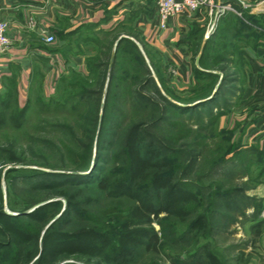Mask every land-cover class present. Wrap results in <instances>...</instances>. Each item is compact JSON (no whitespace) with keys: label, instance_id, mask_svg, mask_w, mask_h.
<instances>
[{"label":"rangeland","instance_id":"obj_1","mask_svg":"<svg viewBox=\"0 0 264 264\" xmlns=\"http://www.w3.org/2000/svg\"><path fill=\"white\" fill-rule=\"evenodd\" d=\"M104 42L109 45L87 60V72L70 71L59 81L56 92L51 96L44 97L35 93L20 128L12 122L0 127V209L14 215L15 221H20L32 232L39 233L35 247L37 252L41 251L47 227L65 210L68 200L75 205L71 213L74 221L69 226L62 222L56 227L62 234L71 233V236H64L65 239L75 238L78 231L115 229L121 233H110L107 236L113 242L114 239H121L122 234L135 229L130 225L126 227L125 224H120L114 218L117 213L103 219L97 216L99 220L91 221L77 217L76 211L80 213L82 210L91 209L97 215L99 210L97 201L88 199L97 198L99 195L90 190H80L83 185L72 188L73 184L63 183L53 189L40 187L39 184L43 179L62 181V178L46 173H72L77 169L78 163L88 155L90 144L93 145L92 158L95 157L100 123L97 122L94 112L98 104L99 117L102 115L111 66L106 68L100 65L108 62V58L111 63L115 52L114 48L110 51V39ZM123 47L115 81L121 87L113 88L108 99V122L110 129H114L109 138L122 140L133 123H144V129L149 135L158 139L168 149V154L172 155L175 161L174 178L192 189L200 202L192 204L190 208L195 211L186 222L165 221L169 238H173L166 239L165 246L158 253H142V256L123 259L120 264H171L173 259L180 256L208 258V254L215 264H264V243L256 238L254 224L264 218V163L257 161L260 156L258 151L240 143H231L229 134L223 132L220 126L221 120L210 125L211 116L237 107L239 99L218 94L212 103L198 107L194 114L190 115L188 111L175 117L166 112L165 101L159 93L154 92L153 86L143 84L145 80L151 76L166 98L190 106L195 105L192 97L199 92L201 94L206 85L200 90L196 89L191 95L187 94L191 97L181 98L165 77V68L160 66L156 52L151 49L140 52L147 66L145 68L133 46ZM215 49L216 47L210 51L211 57L222 53L221 46L219 51ZM231 53L234 58L239 55L236 51ZM209 57L210 55L207 60L200 61V67L210 68L212 64H217ZM233 61L235 60L225 58L219 67L214 68L220 71L222 87L228 85V89H233V84L227 83L241 72L240 68L233 67ZM146 69L150 75H146ZM214 80L217 81L218 78L215 77ZM101 81L104 84L103 89L98 92ZM141 95L151 100L144 101ZM185 128H190L191 131L187 136L179 138L177 133ZM93 130L96 135L91 143L90 132ZM199 143L203 145L199 146ZM104 153L107 157L111 156L109 151ZM198 153L199 159L196 157ZM190 164L191 167L183 171V167ZM102 165L105 167L104 163ZM234 194L238 195L233 196ZM228 197L233 200L230 208L224 204ZM55 202L60 204L56 205ZM58 209L61 211L53 218H47L48 221L44 218L54 215ZM120 209L122 213L127 211L126 207ZM36 210H42L39 211L40 217L44 216L41 220L19 218L20 215ZM165 216L166 213H162L160 218ZM196 219L202 221L194 226ZM153 225L156 230H161L162 225L158 220ZM184 234L187 237L184 242H180L179 238ZM7 239V235L0 232V242H6ZM51 240L56 241L54 237H49V241ZM93 248L97 249V246ZM76 250L73 255L63 257L53 264H106L107 259L103 255H100L102 258L95 256L90 259L88 255L82 256V252ZM6 254L9 252L3 251V255ZM56 257L54 254L53 259Z\"/></svg>","mask_w":264,"mask_h":264},{"label":"crops","instance_id":"obj_2","mask_svg":"<svg viewBox=\"0 0 264 264\" xmlns=\"http://www.w3.org/2000/svg\"><path fill=\"white\" fill-rule=\"evenodd\" d=\"M215 2L236 11L216 19L204 7L173 16L162 28L156 0H0V20L9 24L12 40L10 49L0 52V95L14 87L21 106L35 93L53 95L70 71L87 72V60L109 45L106 39L113 52L121 38L131 40L140 52H156L181 98L203 85L205 90L192 99L209 93L208 99L216 97L223 81L214 68L225 58L234 59L233 67L241 72L227 83L233 89L225 85L219 95L240 103L223 114L220 126L231 143L258 151L257 161L264 163V0ZM212 25L215 30L209 32ZM43 31L54 34L56 41L47 43ZM219 46L222 53L211 57L210 51H219ZM233 51L239 54L235 58ZM209 55L217 64L200 67ZM254 224L256 238L264 243V218Z\"/></svg>","mask_w":264,"mask_h":264},{"label":"trees","instance_id":"obj_3","mask_svg":"<svg viewBox=\"0 0 264 264\" xmlns=\"http://www.w3.org/2000/svg\"><path fill=\"white\" fill-rule=\"evenodd\" d=\"M128 45L134 47V50L139 54L138 56L143 66H146L138 47L127 38L118 40L111 63L109 58L108 62L101 63L102 65L100 66H105L106 68L109 65L111 66L108 78L109 84L104 105L102 106V115L99 117L100 107L98 104L97 110L94 112L97 122L99 121L100 123L96 138L95 157L92 158L93 145L90 144L88 155L85 156L83 161L78 163L77 169L72 173H46L62 178V181H59V179H43L39 184L40 187L53 189H57L58 185L63 183L73 184L72 188L77 185H83V188H80V190H90L99 195L97 198H88L89 201H97L99 210L97 211V215L91 209V211L82 210L80 213L76 211L77 217L91 221L95 219L99 220L98 217L103 219L113 213H117L114 218L120 224H125L126 227L130 225L135 229H131L127 234H122L121 239H114L115 241L113 242L107 236L110 233L114 235L121 233L115 229L107 231H78L80 235L77 234L73 239H65L63 237L71 236V233L63 232L62 234L59 230H56V227L58 223L63 222L65 226H69L74 221V217L71 218V213L75 205L72 201L68 200L65 210L47 227L42 239L41 251L37 252L35 247L38 244L39 233L32 232L20 221H15L14 215L0 209V232L2 234L5 233L8 237L6 242H0V264H29L35 257L36 260L32 264H53L63 259V257L73 255L76 249H78L76 251L82 252V256L88 255L90 259L95 256L102 258L100 255H103L107 259V261L105 260L106 264H120L123 259L127 260L130 257H137L138 255L142 256V253H158L165 246L166 239L173 238L172 232V237L169 238V231L167 230L165 221L180 220L181 222H186L193 211H195L190 207L192 204L200 202L198 195L192 189L187 188L181 181H177L174 178L175 161L172 155L168 154L170 152H168V149L162 143L157 141L158 139L149 135L144 129V123L140 121L133 123L122 140L116 141L109 138L114 130L110 129L111 125L108 122L109 94L113 88L117 87L118 89L121 87L120 84L116 85L115 83L117 81L118 59L122 48H124L123 46ZM145 73L146 75H150L147 69ZM143 84H151L153 86L154 92L159 93L165 101L166 112L175 117H180L188 111L190 112L188 114L192 115L198 107L206 106L216 98L213 96L208 99L211 95L209 93L204 97L193 99L192 103L195 105H181L166 98L151 76ZM103 85V81H101L98 92L102 91ZM221 87L222 83L218 87L216 96L219 94ZM13 88L7 94L0 95V127L8 122H12L16 127L20 128L26 118L31 99H28L24 106L19 105L16 97L17 94ZM140 97L144 101L151 100L143 95ZM149 103L154 104L151 101ZM91 113L93 114V111ZM223 114V112H218L211 116L210 125H214L220 120ZM93 131L92 133L90 132L91 143H93L96 135L95 131ZM190 131V128H185L177 134L181 138L187 136ZM202 145L203 143H199V146ZM105 151H109L108 154L110 155L111 153V156L107 157L108 155H105ZM196 157L199 159V153ZM103 163L105 167H103ZM189 167H191V164L185 165L183 171H187ZM236 195L238 194H234L233 196ZM104 202L106 203L103 204ZM55 203L56 205L60 204V202ZM224 204L227 208H230L233 204L232 198L228 197L224 201ZM120 207H126L127 211L122 213ZM39 211L42 210L20 215L19 218L41 220L44 216L40 217ZM60 211L58 209L54 215L44 218H53ZM162 213H166V216L160 218ZM157 220L162 225L160 231L156 230L153 225V222ZM201 221L202 219H196L193 225H198ZM49 237H54L56 241H49ZM186 237L185 234L181 236L179 238L180 242H184ZM52 241L54 243H51ZM96 246L97 249H94L93 247L96 248ZM3 251L9 252V254L4 256ZM100 251L102 252L100 253ZM54 254L57 255L55 259H53ZM207 257L185 255L184 257L180 256L173 259L171 264H215L210 254Z\"/></svg>","mask_w":264,"mask_h":264},{"label":"built area","instance_id":"obj_4","mask_svg":"<svg viewBox=\"0 0 264 264\" xmlns=\"http://www.w3.org/2000/svg\"><path fill=\"white\" fill-rule=\"evenodd\" d=\"M159 10L160 26L166 28L171 17L184 12H195L204 7H208L210 12L217 18L228 11H236L230 4H217L215 0H156ZM239 13V12H238ZM241 14V13H239ZM214 25L211 26L209 32H212ZM45 41L54 43L56 37L54 34L43 31ZM12 46V40L9 37V24L0 20V52H6Z\"/></svg>","mask_w":264,"mask_h":264}]
</instances>
